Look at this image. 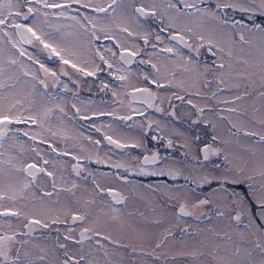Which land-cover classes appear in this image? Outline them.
Segmentation results:
<instances>
[{
	"label": "rangeland",
	"instance_id": "374dc122",
	"mask_svg": "<svg viewBox=\"0 0 264 264\" xmlns=\"http://www.w3.org/2000/svg\"><path fill=\"white\" fill-rule=\"evenodd\" d=\"M58 1L62 0H56V2ZM104 1L101 0V3H104ZM194 1H197V4H205L207 0H188V2ZM213 1L215 4L213 8L203 7L200 8L203 11L185 13L178 11V8L165 7L162 0H142L145 5L155 4L158 15L161 13L163 17L165 26L182 32L184 39L190 40L194 45L199 42L197 40L199 35L203 34L207 37L209 34H213L214 41L219 42V45L225 49L224 52H220L218 47L214 46L218 53L217 60L226 65H231V67H225L224 69L213 66L209 70V73L213 75L212 90H216L221 85L218 82V77L223 74V79L226 81L223 92L213 95L212 98L202 95L204 93L202 91H206L204 84L206 76L203 75L204 66L200 64V60L184 50L183 52L176 50V53L172 56L164 55L157 50H150L146 57L155 60L154 63L165 59L168 64L165 66L164 71L160 66L159 73L153 71L150 72V76L166 83L164 88L156 89L158 103L161 102L166 105L169 97L175 92L182 94L184 93L183 90H189L191 91L188 96L189 99L200 105L211 102L215 106V110L220 114H224V118H221L218 113H212V115L204 113V118L208 116L207 121L210 119L214 125L220 127L221 131L217 133L216 130L215 133L220 139V144H216V146L233 162V165L230 166H234V169L243 168L247 174L251 175L253 171L258 172L261 164L264 163V140L261 139L264 136V124L261 123V120L264 119V97L260 95L261 92H264V83L261 82L258 75L250 76L251 68L249 66L258 64L260 60L261 48L264 46V34H261L258 29L251 25L250 20L254 17L251 14L245 21H239V24L231 19L230 21L227 20V24L222 23L226 18L217 9L218 5L236 4L246 6L251 3V0ZM126 4L128 5V12L116 21L111 20V14H109L110 16H102L99 24L94 20L95 18L91 19L94 20L96 27L100 26V35L113 34L122 46H129L137 51H143L145 37L150 43L155 41L153 25H149L142 17L133 14L130 9L134 4L133 0H127ZM33 7L36 6L33 5ZM39 7H42V5H39ZM226 9L229 10L230 15L243 16L239 7ZM24 11L26 12V8ZM43 11L47 12L46 9H43ZM64 13V16H53L49 13L46 18L41 15L38 21L43 31L50 33L52 38L62 45L64 34L71 35L72 33L69 32L79 31V24L72 17H76L79 21L81 19L67 12ZM255 14L254 18L256 19L262 15L259 11H256ZM33 16L27 21L20 18L18 22L31 26L33 20L36 19ZM85 25L87 29L86 22ZM123 27H127L129 32L133 34L129 35L123 32ZM188 28L192 31H186ZM6 31L11 33L12 38L9 40L6 36L0 34V68L3 69L0 72V85H2L0 87V103L7 107L10 103H15L18 100L20 104H17L12 111L16 112L19 109L20 113L28 116L32 112L31 105L34 103L32 96L35 93L33 94L32 88L33 90L37 89V86L30 80L32 78L28 76L32 72V63L28 57H25L30 53L29 47L18 44L14 29L8 28ZM84 33V36L79 33L74 34L77 38L76 41L82 43L83 54L81 57L83 63L92 67L95 64L94 58L97 57V52L87 31H84ZM241 34L244 35L243 41L239 38ZM39 47L42 48V55L39 52L40 50H36L33 55V59L36 61L35 74L38 78L44 75L40 64L50 70L56 68L49 66L47 50H44L42 45ZM67 47L74 50L71 43H67ZM229 49L232 51L231 57L227 55ZM21 50L24 52L23 55H20ZM111 51V46L104 47L103 44L101 48L103 57L112 59L114 55ZM185 54L190 55L191 61L184 59ZM12 60L17 61V63L12 64ZM57 60L59 61V58ZM245 60L248 61L247 65L244 64ZM178 61L188 63L183 64L180 73L176 72L173 75L170 70H177L178 68L175 66L170 67V65L174 62L179 63ZM114 67L116 69L118 66ZM168 68L169 71H166ZM191 69H195L192 75L198 74L201 76L196 82L191 79ZM185 71L188 72L186 76L185 73L183 74ZM122 74L125 79L119 81L115 88L118 103L112 106L100 105V111L115 110L119 114L142 111L141 107L129 104L127 98H125V92L131 87L146 84V79L143 77L144 73L134 69L122 72ZM78 75L83 80L84 78L87 79L81 74ZM185 77L190 78L186 79ZM184 80H191L187 82V87L183 86L184 82L182 81ZM37 95L40 94L37 93ZM238 95L244 98L241 101L232 103ZM220 104H222V109L216 108ZM233 107L236 109L235 112L228 111ZM42 109H46V107L44 106ZM44 112L45 110L40 111V113ZM193 112L192 109L182 111L181 116L189 119L194 115ZM149 118L150 121L155 122L151 129L153 133L162 136L164 133L167 137L166 141L171 138L179 140L180 146H177V150L172 151L167 148V144L164 143L165 138L163 142L157 143L151 140L150 136L147 137L143 134L144 119L136 116V118H133L134 125H132L136 134L122 136L117 133V136L124 142L128 141L127 143L135 144L137 148L129 149L128 154L115 151L116 157H113V153L110 152L103 161L139 170L141 168L139 155L161 146L169 149L171 153L163 154L164 159L161 164L152 165L148 170L144 168V172L155 173L163 170L173 177L189 176L193 181L199 179L201 175L208 174L209 169L223 161V155L212 156L210 160L213 163L201 167L200 163L193 161V157L201 160V155L199 152L200 144L198 141L194 142L195 133L191 130L192 127L186 124L184 126L177 124L173 117L170 120L150 114ZM9 126L12 130H19L20 134L24 135L27 128L34 125L29 122L12 123ZM109 127L111 126L102 125L106 132H108L107 129H110ZM69 128L71 127L69 126ZM238 128L244 134L236 133L237 131L234 129ZM32 129L31 133L33 134H40V131L44 133L40 135L41 137H45L48 132L47 125H44L43 128L36 125ZM12 130H8L2 138L3 141H0V188H6L9 184L20 188L24 183H28V187L23 190L20 199L0 201V207L20 208L21 212L17 219L0 217V233L17 236L16 241L20 243H14L12 251L22 246L21 264H24L27 259L36 261V264H58L59 261L66 258L62 253L65 249L59 247L61 243L66 244L68 255L75 256L77 259L80 256L85 257L81 264H86L87 261H91L92 264H262L264 262V223L259 220L250 223L247 216H242L237 221L235 213L222 203L223 197L212 195V191L198 193L188 185L170 188V186L157 181H150L148 184H143L144 186L141 185L142 183H128V181L125 183L120 182L111 174H106L108 176L95 174L93 181H91V178L83 181L82 179L70 177L69 182L67 180H64V183L56 181L57 184H66L70 187L68 194H65V191L63 193V207L59 210L62 193L58 199L59 203H57L55 199L57 191L52 196H44L38 188H35L37 186L32 184V180L29 177L25 178V175L22 174L21 169L25 160H31L35 157L32 154L34 149L31 148L30 143H35L34 147L37 149V146L40 145L37 144L39 142L33 139L28 141L30 142L28 144L31 152L26 149L27 151L19 153L14 145V140H20L21 138L16 137ZM126 130L127 133L132 131V129ZM26 139H28L27 136ZM186 145L190 146V152L187 156H185V152L189 149L185 147ZM21 148L26 147L22 145ZM170 172H174L175 175L170 174ZM213 175H219V173H213ZM37 179L43 188H49L47 175L38 176ZM259 184L260 180L257 177L256 186L259 187ZM107 187L119 190L120 194L126 199L124 205L115 207L114 200L102 193ZM235 191L247 195L245 185L235 186ZM201 197L207 198L210 203L193 207ZM218 201H221L219 208L217 207ZM180 204H186L192 215H181L177 211ZM219 211H223L225 215H218ZM72 213L85 215L87 219L73 226H56L68 232L71 238L67 240V243L60 240H58L59 243H56L55 238L40 233L46 230V227L43 226L44 223L50 224L52 219L67 218ZM30 217L42 221L41 224L33 225L31 232L25 225L29 222ZM113 217H116L119 222L114 219L115 227L112 226ZM93 226L100 228L104 235L110 236V239L104 240L96 237L92 232L87 233L90 239H79L78 230ZM137 227L145 231L137 235L133 230H139L136 229ZM169 232L171 236L167 235ZM33 233H38L43 237H33ZM118 235H123V237ZM166 236L165 242L160 247H156L160 239H164ZM97 239L100 240L99 245L96 243ZM112 241H115V243H112ZM18 244L19 247H17ZM189 253L194 255H189ZM41 256L45 257L44 261L39 259Z\"/></svg>",
	"mask_w": 264,
	"mask_h": 264
},
{
	"label": "flooded vegetation",
	"instance_id": "af4514ba",
	"mask_svg": "<svg viewBox=\"0 0 264 264\" xmlns=\"http://www.w3.org/2000/svg\"><path fill=\"white\" fill-rule=\"evenodd\" d=\"M103 1V0H102ZM134 4L130 8L134 15H138L135 13V8H139L142 5H145L142 0H133ZM165 7H168L169 4L175 5V8H178V11H182L185 13H193L196 12L197 9L203 8V7H214V1L213 0H207L205 1V4H197V1L194 2H188V3H194L196 5V8H186L185 7V1L184 0H162ZM112 0H105L104 3H101V0H62L58 1L57 3H60L62 5H65L63 8H57V9H46L47 12H49L53 16H59V13L61 11L67 12L69 14L75 15L80 19V24H84L87 21L85 18H95L94 20L99 24L101 23L100 20H102V16H110L112 15L111 20H117L119 17H124L125 14L128 12V5L127 0H116V3L112 4L111 8H108L107 12H96L95 9L99 6L108 7V4L111 3ZM146 3V2H145ZM87 4L88 7H85L84 5ZM36 7H39V5H35ZM163 8V7H162ZM222 16L226 18V20L230 21L233 20L235 22L240 21L243 22L246 20V18H249V15L256 16L255 13H245L242 12V17H239V15H230L229 10L224 7L217 8ZM174 10V9H173ZM171 10V11H173ZM160 12V11H159ZM113 13V14H112ZM171 15V14H170ZM35 16V14H34ZM33 16V17H34ZM252 18L250 21L252 22L251 25L255 26L256 24L263 25L264 24L260 21V19ZM146 23L149 25H153L154 29V37L155 41L153 43H150L147 40V43H145V39L143 40L144 47L142 48L143 51L136 50L135 48L129 47V46H122L121 43L116 39V37L113 34L108 35H100L101 28L98 25L94 31L95 36H98L99 39H96L93 36V31L90 29L92 28L91 25L87 24L85 27H81L80 24L78 26L79 31H71L70 34H64V42L63 45L67 46V43H71L74 47V50L77 52L79 56V65L80 67L86 68L87 71H93L98 66V70L95 71V75L89 76L85 75L84 73L79 72L76 69L71 68L70 65H64L61 61H58L56 57H50L47 52V60L50 67H56L55 69H51V72H55L57 74V77L59 79L57 80L55 77H52L51 75L38 78V76L35 74V66L36 61L33 59V55L36 50H40V54L42 55L43 51L41 46L38 42L33 43H26L24 40L21 39V37L18 35V33L14 30L15 38L18 41L19 45H25L26 47H29L30 53L28 55H25V57H28V59L32 63V72L29 73L28 76H30L32 79H30L35 86H37V89L33 90V96L32 100L34 103H32V112L31 114H34L36 112H40L42 110L48 111V121H46V124L48 126V132L45 137H41L40 135H43L40 131V134H33L31 133L33 131L32 127L36 126L32 123H30V128H27V133L29 135L27 136L28 139H26V136L23 134H20L19 130H12L9 126L8 130H12V132L16 135V137L21 138L20 140H14V145L16 149H18V152L21 153L23 151L29 150L31 152V149L29 147L30 140H32V136L36 135L37 139L36 141L39 142L37 144H40L37 146V149L35 146V143L31 142L30 146L34 151H32V154L35 156L31 160H25L22 169L27 167L28 164H36L38 168L46 169V171H38L34 178L29 177L32 180V184L36 185L40 193L44 196H52L54 193H56V200L57 203L58 199L62 193L61 201H60V208L63 207L62 200H63V193L68 194V190L70 189L69 185L66 184H57L64 183V180H67L69 182V178H75V179H82L85 181L87 178H91V181L94 180V177L96 175H105L111 174L114 178L119 179L120 182H127L128 183H136V184H148L150 181H157L162 184H166L170 186V188H177L180 186L188 185L193 190L197 191L198 193H208L210 191H213V189L216 187L215 184L209 186V185H202L201 187H197L195 183H193L191 178L189 176H170L169 174L164 175H154L151 174V172H147L148 174H142L139 170H135L129 167H116L117 164H113L111 162L103 161L107 158L108 153H113V157H116V153L120 152L123 154H126L127 151L129 152L131 148L137 146L132 143H127L128 141H122L118 138L117 133L121 134L122 136H132L136 134V131L132 125H134L133 118H136L138 116L141 119H144V129L143 134H145L147 137L150 136L151 140L156 141L157 143H160L161 141H165L164 143L167 144V137L163 133V136L160 134L153 133L151 131L153 125L155 122L150 121L149 115L154 114L156 116L163 117L164 119H170L172 120V117L175 118L177 124L184 126L185 124L192 127L191 130L195 133L194 134V142H197L200 144L199 149L204 147V144L206 143H212V137L216 136L217 142L212 143V146L214 148H218L216 144H220L219 137L215 134L216 130L217 133L221 131L220 127L218 125H214V123L209 119L207 121L208 116L204 118V113L212 115V113H218L217 110H215V106L209 102V104L206 105H200L193 101L192 99H189V93L191 91L189 90H183L184 93L177 94L175 92L172 96L169 97L168 102L166 105L162 104L161 102L158 103V94L156 92V89L158 88H164L166 86V83L164 81H160L158 79L157 83H152V80L154 78H151L150 72L156 71V69H161L164 71L165 66H167V62L165 59L159 60L157 63H154V61L146 55H148V52L150 50H157L159 52H162L164 55L172 56L176 53V50H179L183 52H188L192 54L197 60H200L201 63L204 66V73L203 75L206 76V79L204 80V84L206 86V91H202L199 93H202L203 96L212 98L213 94L221 93L225 89L224 85H220L216 88V90H212V79L213 75L212 73H209L210 68L213 66H218L221 61L217 60V49L213 46L211 51H209V46L204 43L202 45V42L197 38L199 41L197 44H193L190 42V40H185L186 43H181L178 39L173 40V36H183L182 32L178 30H172L165 26L163 17L161 13L158 15V10L156 9V15H148L145 17H142ZM93 20V19H91ZM93 20V22H94ZM95 23V22H94ZM251 27V26H250ZM84 31H87L88 36L92 40V43L95 45V50L97 52V57L94 58L95 64L91 67L89 65L86 66V64L83 63L82 54H83V47L82 43L76 41V36L74 33L82 34V36L85 35ZM157 35H159L160 39L157 40ZM161 35V36H160ZM164 36V38H163ZM104 44V47L111 46L112 51L111 53L114 55L112 59H107V57H104L103 60L100 59V56H103V53L101 52V48ZM155 45V48L153 47ZM187 45H190L187 46ZM202 45V46H201ZM88 48V46H86ZM41 48V49H40ZM166 48H173L172 53H168L164 51ZM125 49L127 51H125ZM126 52V54L124 53ZM130 52H137L136 56H129L128 53ZM21 55V52H20ZM124 56L129 62L125 63L123 60H121V56ZM128 56V57H127ZM31 57V59L29 58ZM186 61H191V57L189 54H185ZM111 60V61H109ZM151 61V63H148V61ZM195 60V59H194ZM107 61V62H105ZM73 62H78L76 60H73ZM179 63H171V66H175L178 69L177 70H170V73L173 75L177 73H180V69L183 66L181 61H178ZM108 64H111L112 67L109 68ZM155 64L156 68L154 69L151 65ZM199 64V63H198ZM114 66H118L116 69ZM62 69L66 71L68 74L63 75ZM139 70L140 72H143V77H147L146 84L137 85L134 87H131L125 92V98H127L130 105H136L142 108L141 112H132V113H123L119 114L117 111H100L101 106L100 105H115L118 103V99L115 95H113V92H115V88L118 85V82L121 80H118V76H123L122 72H126L129 70ZM207 69V71H205ZM195 69H191L190 76L192 75V72ZM169 71V68L166 70ZM118 72V73H117ZM174 72V73H173ZM185 73V76L188 74V72ZM78 74H81L84 77H87L83 79L80 78ZM119 74V75H118ZM201 76L198 74L192 75L191 79L196 82V80H199ZM227 77V76H226ZM186 79H189L190 77H185ZM43 80L48 86L47 88L44 87L43 84L40 83V81ZM83 80V81H82ZM191 80H184L182 82L184 87H187V82H190ZM67 85V87H65ZM107 85V87H105ZM137 88L140 89H149L152 93H155V98L151 101L152 106L149 107L148 103L145 102V97L139 92L138 94L134 95V97H131L130 94L132 91L136 90ZM39 93L40 95H37ZM212 95V96H211ZM178 97H182L183 99H180ZM191 100L192 103L189 104L188 101ZM75 105V107H73ZM46 107V109H42L43 107ZM199 108H203V113H200L198 111ZM216 108L222 109V104H220ZM63 109V111H61ZM77 109H80L79 112H77ZM192 109L194 112V115L192 118H187L184 116H181L183 113L182 111L190 110ZM227 109V108H226ZM34 111V112H33ZM222 113V112H221ZM224 118V114H220ZM121 117H131V119H121ZM11 125V124H10ZM102 125L111 126L110 129H107L108 132H106ZM146 125V126H145ZM150 125V127H149ZM69 126L71 128H69ZM217 128V129H215ZM126 129H132L130 133H127ZM232 129V127H231ZM110 130V131H109ZM237 131L236 133H243L239 128L234 129ZM55 133V135H53ZM79 133V134H78ZM235 133V132H233ZM87 134V137H86ZM117 137H116V136ZM111 136L113 140H119L121 144H127V147H117L115 144H110L107 137ZM63 137V138H61ZM155 137V139H154ZM163 137V139H161ZM3 138V137H2ZM0 138V141L2 142L3 139ZM181 138V137H180ZM199 138V139H197ZM173 141V145L170 150L174 151L177 150V146H180L179 140L175 138H171ZM46 141V142H45ZM95 141H99L98 144L94 143ZM44 143V145H43ZM24 145L26 148H21V146ZM135 145V146H134ZM27 149V150H26ZM160 147L153 148L150 152H145L139 155V161L141 163V167H144L148 170V168L152 165L144 166L143 165V159L146 155H151L154 152H159L161 160L158 161L155 165H159L162 163L164 157L163 154H170V150ZM114 151V152H113ZM185 152V151H183ZM128 154V153H127ZM186 156V155H185ZM190 158V157H189ZM41 159V160H39ZM118 159V158H117ZM191 159V158H190ZM188 159V160H190ZM47 160L48 163L45 164L44 161ZM199 159H197L198 161ZM129 169V170H128ZM150 171V170H149ZM47 172H51L52 175L48 176ZM97 172V173H96ZM146 173V172H145ZM22 174L25 175V178L27 177V174L22 171ZM47 175L48 176V185L49 188H43L40 184V181H38L37 177L41 175ZM96 174V175H95ZM36 179V180H35ZM87 181V180H86ZM77 186V185H76ZM144 186V185H143ZM109 189L112 190V193H109ZM104 193L106 196L111 197L113 199V194H115L118 198H120L121 202H117L114 200L113 202L116 204L115 207H120L124 205L126 199L123 197V195L120 194L119 190L117 188H110L107 187L104 189ZM50 194V195H49ZM205 199L203 197L200 198V200ZM179 206L177 207V211L179 212ZM10 208L12 211H19L20 208H14V207H0V213H3L5 209ZM73 215H76L74 213L67 216V218H57L52 219L57 220V223L48 224L49 226L46 227V230L40 233H44L46 235H50L51 238H55L56 243H59L58 240L61 242H68V239H65L66 236H69L68 232H65L64 229H59L57 227L59 226H73L78 223H81L82 221H76L73 223L72 217ZM1 218L4 219H12V218H19V216H11V215H0ZM30 219H37L32 218ZM114 220V219H113ZM116 220V219H115ZM115 220L113 222V225L115 227ZM118 222V220H116ZM119 223V222H118ZM26 228H28V222L25 224ZM54 226V227H51ZM57 226V227H56ZM111 226V227H112ZM84 228H81L78 230V237L81 239L80 233L83 231ZM134 230V232L139 235L142 234L145 230H142L140 227H137ZM0 235H9L6 233H0ZM103 233L100 238H103ZM33 237H43L38 235V233H33ZM123 237V235H118ZM17 237V236H16ZM163 238L160 239V241ZM62 244V243H61ZM65 244V243H63ZM60 245V244H59ZM66 245V244H65ZM19 247V244L17 245ZM65 251H62L64 253ZM16 250L12 251L11 255L15 256ZM21 258V256H20ZM36 262V261H35Z\"/></svg>",
	"mask_w": 264,
	"mask_h": 264
},
{
	"label": "snow or ice",
	"instance_id": "6c2138e0",
	"mask_svg": "<svg viewBox=\"0 0 264 264\" xmlns=\"http://www.w3.org/2000/svg\"><path fill=\"white\" fill-rule=\"evenodd\" d=\"M78 2V0H77ZM116 3V0H112L111 3L108 4V7L99 6L95 9L96 12H107L108 8L112 7V4ZM33 5H42V7H33ZM85 7H88L87 4L84 5ZM219 7L224 8H237L239 7V10L241 12L245 13H255L256 11H259L261 14H264V0H251V3L244 6V5H236V4H223L218 5ZM65 5H62L60 3H57L56 0H0V34L3 36H6L9 40H11V33L7 32L6 29L12 28L17 33L20 34L21 39L24 40L26 43H33L38 42L40 45L43 46L44 50H47L48 55L50 57H57L59 58V61H61L64 65H70L71 68L78 70L81 73H84L85 75H95V71L98 70V66L93 71H87L86 68L80 67L79 65V56L75 50H72L68 48L65 45H62L59 41L52 38L50 33H45L40 27L39 17L43 15L45 18L49 15L48 12H44L43 9H57V8H63ZM168 7H175V5L169 4ZM185 7L186 8H196V5L194 3H188V0H185ZM26 8V12L24 9ZM156 8L157 6L155 4L150 5H142L139 8H135V13L138 14L140 17H145L148 15L155 16L156 15ZM197 11H203L202 9H197ZM35 14V18L33 20V24L26 25L23 23H19L18 20L22 18L23 20L27 21L30 17ZM60 16H64V12L59 13ZM73 20L76 21L77 24H80V21L77 20L76 17H72ZM87 21V24L91 25L92 28L90 29L93 31V36L96 39H99L98 36H95L94 29L96 28V24L93 22V20L89 18H85ZM222 23L227 24L228 21L224 20ZM237 24L240 22L237 21ZM81 27H85L84 24H80ZM174 26V25H170ZM119 27V25H117ZM255 29H258L261 34H264V27H262L259 24H256ZM122 31L125 33H128L129 35H132L133 33L129 32V29L127 27H123ZM186 31L191 32L192 29L188 28ZM157 40L160 39L159 35H157ZM201 42L202 45L206 43L209 46V51H211L213 46L218 47L220 52H224V47H221L219 45V42L214 41L213 34H209L207 37L203 34L199 35L197 37ZM240 40H244V35H240ZM145 43H147V37L144 38ZM173 40H179L181 43H186L183 36H173ZM201 45V46H202ZM15 46V45H13ZM190 47V45H187ZM155 48V45H153ZM125 51H127L125 49ZM164 51L168 53L173 52V48H166ZM261 57L258 62V64L250 65L251 73L250 76L258 75L261 82L264 83V46L261 48ZM24 52L21 50V55H23ZM137 52H130L129 56H136ZM227 55L229 57L232 56L231 49L228 50ZM31 59V57H29ZM100 59L103 60L104 57L100 56ZM223 59V58H222ZM73 60H76L78 62H73ZM121 60H123L125 63H128L129 61L122 55ZM107 62V61H105ZM12 64L17 63V61L12 60ZM86 63V62H85ZM148 63H151L149 60ZM244 64H248V61L245 60ZM154 69L156 68L155 64L151 65ZM108 67L111 68L112 65L108 64ZM218 69H224L225 67H231L230 64L220 63L218 66ZM40 68L43 69L45 76L51 75L52 77H55L57 80L59 77H57V74L55 72H51L50 69L45 68L43 64H40ZM186 71L188 69H185ZM3 69L0 68V72H2ZM157 74L159 73V69H156ZM207 71V69H205ZM62 74L67 75L68 73L62 69ZM118 80H124V76H118ZM147 80V77H145ZM218 82L221 85H226V81L223 79V74L218 77ZM41 84L44 85L45 88H47V84L41 80ZM152 83L156 84L157 80L153 79ZM2 87V85H0ZM67 87V85H65ZM107 87V85H105ZM137 92H140L145 97V102L148 103L149 107L152 106L151 101L155 98V93H152L149 89H136ZM113 95H115V92H113ZM199 95V93H197ZM216 95L215 93L213 94ZM262 97H264V92H261L260 94ZM180 99H183L182 97H178ZM244 97L243 96H236L235 100L232 101V103H235L236 101H241ZM189 104L192 103L191 100L188 101ZM20 104V101H16L15 103H10L7 107H5L2 103H0V138L4 137L8 131V126L12 123H32L34 125H37L40 128H43L49 112L45 111L44 113L36 112L34 114H30L28 116H24L22 113H20L19 109H17L16 112H13L12 109L16 108V105ZM75 107V105H73ZM63 111V109H61ZM80 109H77V112H79ZM198 111L200 113H203L204 109L199 108ZM230 112H235L236 109L230 108L228 109ZM121 119H131V117H121ZM261 123L264 124V119L261 120ZM150 127V125H149ZM235 127V125H233ZM25 136H28L29 133L25 132ZM55 135V133H53ZM32 139L35 141L37 139L36 135L32 136ZM110 144H115L117 147L123 148L127 147V144H121L119 140H113L111 136L107 137ZM155 139V137H154ZM163 139V137H161ZM199 139V138H197ZM262 140H264V136L261 137ZM46 142V141H45ZM217 138L216 136L212 137V143H216ZM94 143L98 144L99 141H95ZM212 143H206L204 144V147L199 149L201 160L197 161L196 157H193V161L196 163H200L201 167L204 165L212 164L213 162L210 160V157L212 156H224L223 161H221L218 164H215L214 167L209 169L208 174L201 175L199 179L192 181L197 185V187H201L202 185H213L215 184L216 187L212 191V195L214 196H221L223 197L222 203L225 207H228L232 210V212L235 213V219L239 221L242 216H247L250 223H253L255 220H259L262 223H264V163L261 164L260 170L258 172L253 171L251 175L247 174L243 168L234 169L233 162L229 160L227 155H225L220 148H214L212 146ZM173 145V141L171 139L167 140V148H171ZM135 146V145H134ZM186 148L189 149V151L185 152V155L187 156L190 152V146L186 145ZM161 160L159 152H154L151 155L144 156L143 159V165H155L158 161ZM45 164L48 163L47 160L44 161ZM116 167H122V165H117ZM27 174V177L34 178L38 171H46V169L38 168L36 164H28L27 167L21 169ZM139 171L142 174H148L144 172V167H141ZM213 173H219V175H213ZM154 175H164L165 172L163 170L155 173H151ZM170 174L175 175L174 172H170ZM48 176H51V172H47ZM257 177H259L260 184L259 187L256 186V180ZM237 185H245L247 195L235 191V186ZM28 187V183H24L22 187L17 188L16 186L9 184L6 188H0V201L7 200H17L22 198L23 190ZM97 187H99L97 185ZM109 193H112V190H108ZM50 195V194H49ZM113 199L116 200L118 203L121 202L120 198H118L115 194H113ZM230 201V203H229ZM210 203V201L205 198L202 200H198L193 207H200L205 204ZM221 204V201L217 202V207L219 208ZM179 213L181 215L190 216L192 213L188 210V206L186 204H180L179 206ZM231 214V213H230ZM0 215H11V216H20L21 212L19 211H12L10 208L5 209L3 213H0ZM218 215L224 216L225 213L223 211H219ZM87 219V216L85 215H73L72 221L75 223L76 221H84ZM113 219H116V217H113ZM57 220H53L52 223H57ZM42 221L39 219H29L28 222V230L31 232L33 230L32 226L41 224ZM44 227H48L49 225L47 223L43 224ZM92 232L94 236L100 237L102 236V231L98 227H85L83 231L80 233L81 240L84 239H90V237L87 236V233ZM168 236H171V233L169 232L167 234ZM70 236H66L65 239H70ZM104 240H109L110 236L103 235ZM167 239V236L159 241L156 245V247H160L165 240ZM14 243H20L19 241H16L15 235H0V264H21V258L20 253L22 251L21 248H16V254L15 256L11 255ZM97 245L100 244V240L97 239L96 241ZM112 243H115V241H112ZM59 247L61 249H65L64 256L66 257L62 261H59L58 264H81V261L85 260L84 256H80L79 259H77L75 256L68 255V252L66 250L67 246L65 244H60ZM135 251V249H133ZM189 255H194L193 253H189ZM41 261L45 260V257L41 256L39 257ZM24 264H36V262L32 259H27ZM86 264H92L91 261H87ZM264 264V262H262Z\"/></svg>",
	"mask_w": 264,
	"mask_h": 264
},
{
	"label": "water",
	"instance_id": "95a60500",
	"mask_svg": "<svg viewBox=\"0 0 264 264\" xmlns=\"http://www.w3.org/2000/svg\"><path fill=\"white\" fill-rule=\"evenodd\" d=\"M18 35L20 36V34L18 33ZM21 37V36H20ZM126 54V52H124ZM129 54V53H128ZM127 55V54H126ZM128 57V56H127ZM139 92H137L136 90L132 91L130 96L134 97V95L138 94Z\"/></svg>",
	"mask_w": 264,
	"mask_h": 264
},
{
	"label": "trees",
	"instance_id": "16d2710c",
	"mask_svg": "<svg viewBox=\"0 0 264 264\" xmlns=\"http://www.w3.org/2000/svg\"><path fill=\"white\" fill-rule=\"evenodd\" d=\"M259 19L264 24V14L260 15Z\"/></svg>",
	"mask_w": 264,
	"mask_h": 264
}]
</instances>
